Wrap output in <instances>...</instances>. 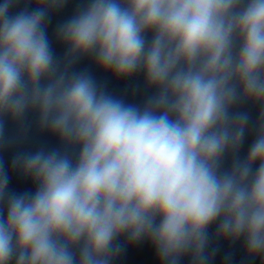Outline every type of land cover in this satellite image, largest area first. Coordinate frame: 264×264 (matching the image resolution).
I'll use <instances>...</instances> for the list:
<instances>
[{
  "label": "clouds",
  "instance_id": "1",
  "mask_svg": "<svg viewBox=\"0 0 264 264\" xmlns=\"http://www.w3.org/2000/svg\"><path fill=\"white\" fill-rule=\"evenodd\" d=\"M67 3L0 0V148L30 113L59 141L12 160L34 192H9L0 160V264H113L122 237L211 264L214 225L264 264V0H82L58 56ZM85 59L150 94L114 96ZM245 103L260 111L241 160Z\"/></svg>",
  "mask_w": 264,
  "mask_h": 264
}]
</instances>
